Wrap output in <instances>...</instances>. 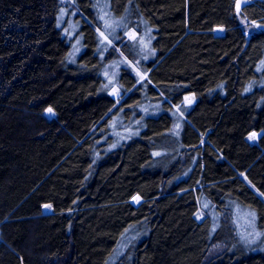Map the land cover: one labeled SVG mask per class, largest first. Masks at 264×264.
<instances>
[{
	"label": "trees",
	"instance_id": "trees-1",
	"mask_svg": "<svg viewBox=\"0 0 264 264\" xmlns=\"http://www.w3.org/2000/svg\"><path fill=\"white\" fill-rule=\"evenodd\" d=\"M73 3L0 0V264H264V0Z\"/></svg>",
	"mask_w": 264,
	"mask_h": 264
},
{
	"label": "rangeland",
	"instance_id": "rangeland-1",
	"mask_svg": "<svg viewBox=\"0 0 264 264\" xmlns=\"http://www.w3.org/2000/svg\"><path fill=\"white\" fill-rule=\"evenodd\" d=\"M65 4V9L63 10V12L60 15L59 18V24L63 27L64 31L66 32V34L72 38V42H73V50H72V59H74L76 56H78L79 52L82 51L83 45H82V39L81 36L77 33V28H78V24L77 21H75V17L74 15L77 14L78 10H76L74 8V3L73 0H62ZM245 27L247 28L248 31L250 32H254V31H259V30H264V24L260 23V22H251V21H246L244 22ZM216 33H221L223 34L225 32V28L223 27H218L215 29ZM101 35L103 37H106L104 35V33L101 31L100 32ZM127 37L129 39H136L138 37V32L135 31L134 29L128 30L127 31ZM132 67L134 68V70L139 73V77H140V82L144 81L147 79L148 74L144 73L140 70V68L138 67V65H136L135 63H132ZM123 66L118 65V64H114L111 65V63H107L104 66V75L105 77L108 79L110 85H111V94L113 95V97H115L118 101V103L125 97V93H123V90L121 88H119V86L117 85V78L120 80V82L122 84L125 85L126 81H128V79H124L121 78V70H122ZM194 100H195V96L194 94H187L184 97V101L182 104L175 106L176 110L181 114V115H185V109H189L192 105H194ZM46 115L48 117H55V113L53 110L51 109H47L46 110ZM124 121H125V117H124ZM124 121L123 118L120 117V121L119 119H117L116 121L112 122L111 126V132L110 134H113V136H116L115 133H119V127H127L126 125H124ZM134 131L136 129V124H132ZM133 131V132H134ZM261 136L260 132H251L248 136L249 140H251L252 142H258L259 138ZM116 137H120L119 135H117ZM120 140V138H119ZM141 199L137 196L134 198L135 202H139ZM51 210V206L47 205L45 207V211H49ZM198 217L202 218L203 217V213L202 211L198 212ZM240 217V221L239 223L243 225V227L245 228L244 231V236L247 237L248 240L251 241L252 245L254 244H259V242L261 241L262 237H263V231H261L257 225V220H256V213L252 210H250V212H246L244 214H242L239 216ZM238 223V224H239ZM1 232V231H0ZM0 239H1V233H0ZM215 252H217V249L215 250Z\"/></svg>",
	"mask_w": 264,
	"mask_h": 264
},
{
	"label": "water",
	"instance_id": "water-1",
	"mask_svg": "<svg viewBox=\"0 0 264 264\" xmlns=\"http://www.w3.org/2000/svg\"><path fill=\"white\" fill-rule=\"evenodd\" d=\"M246 4H247V0H237V3H236L237 12H241L242 9L246 6ZM262 134H263V131H262Z\"/></svg>",
	"mask_w": 264,
	"mask_h": 264
}]
</instances>
